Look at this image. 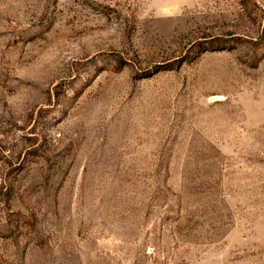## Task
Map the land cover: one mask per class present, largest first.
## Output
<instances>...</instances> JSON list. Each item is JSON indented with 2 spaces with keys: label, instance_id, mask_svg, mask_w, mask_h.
Wrapping results in <instances>:
<instances>
[{
  "label": "rangeland",
  "instance_id": "obj_1",
  "mask_svg": "<svg viewBox=\"0 0 264 264\" xmlns=\"http://www.w3.org/2000/svg\"><path fill=\"white\" fill-rule=\"evenodd\" d=\"M0 264H264V0H0Z\"/></svg>",
  "mask_w": 264,
  "mask_h": 264
},
{
  "label": "trees",
  "instance_id": "obj_2",
  "mask_svg": "<svg viewBox=\"0 0 264 264\" xmlns=\"http://www.w3.org/2000/svg\"><path fill=\"white\" fill-rule=\"evenodd\" d=\"M239 40H241V39H239Z\"/></svg>",
  "mask_w": 264,
  "mask_h": 264
}]
</instances>
